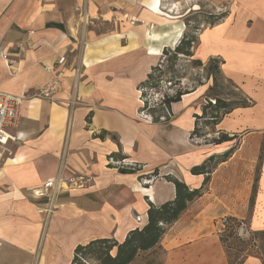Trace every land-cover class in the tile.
<instances>
[{
	"label": "crops",
	"instance_id": "crops-1",
	"mask_svg": "<svg viewBox=\"0 0 264 264\" xmlns=\"http://www.w3.org/2000/svg\"><path fill=\"white\" fill-rule=\"evenodd\" d=\"M226 1L225 18L200 31L193 56L220 60L222 75L250 106L216 125L230 141L205 150L190 135L208 85L173 103L167 120L139 113L138 85L154 54L179 42L172 37L182 16L155 13L154 0H0V91L24 97L12 132L18 140L1 155L0 264H70L78 244L123 241L146 222L149 203L173 199L168 177L200 188L207 176L191 169L232 147L203 194L167 227L163 261L227 264L219 224L232 217L262 240L263 256L242 264H264V0ZM47 85L50 95H37ZM110 157L141 170L123 174ZM154 168L160 177L143 188L139 177ZM51 179L70 187L43 227L47 198L32 191Z\"/></svg>",
	"mask_w": 264,
	"mask_h": 264
},
{
	"label": "trees",
	"instance_id": "trees-1",
	"mask_svg": "<svg viewBox=\"0 0 264 264\" xmlns=\"http://www.w3.org/2000/svg\"><path fill=\"white\" fill-rule=\"evenodd\" d=\"M226 16L221 15L213 23H210V27L216 24H219ZM220 20V21H219ZM197 40V39H196ZM195 44L194 38H185L181 37L180 41L174 46L173 49L164 48L162 54L166 55L171 53L173 57V62L176 61L178 57H191L192 49ZM198 66H202V63L199 60L194 61ZM209 66L204 67V70L209 74H206L207 78H211L213 85L222 86L223 83H218V80H223L225 82L231 83L229 80L225 79L220 71L221 61L218 59H209ZM153 71L160 72L159 65L157 67L151 68L150 73L147 74L146 79L138 85V91H140V101L142 102V107L139 110V113L150 116L152 122H159L162 118L167 120L169 118L170 106L173 103H177L181 100L183 95L188 94L190 91L178 92L173 97L164 99L162 102L163 111L159 114L154 113V111L148 112L143 102V92L144 89L148 86H151L150 80L152 79ZM232 84V83H231ZM234 86V85H233ZM214 86L209 87V93L212 92ZM215 94H207V96H214ZM210 99V98H209ZM211 99L207 105L203 106L199 115H194L195 125L193 131L191 132L190 139L198 140L199 136L197 135L198 130V120L204 119L207 121V124L218 125L225 115L230 113L235 108H243L250 106V102L247 101L244 97L238 99H224L221 96L215 95L214 101L211 103ZM212 104V105H211ZM211 109L212 113L207 115L206 110ZM220 136L213 140L215 144H221L223 142L230 141V137L224 133H219ZM232 148L226 151L222 155L211 156L209 157L202 165L194 167L191 169L192 174H205L203 184L200 188L189 189L183 182L178 181L175 178L168 177L174 186V197L173 199L166 201L160 205H154L149 203L148 210L146 212L147 219L144 224L141 226L129 231L123 241L118 242L113 238H99L91 240L85 244H78L73 250V257L70 264H133L135 259L141 253H152L157 254L158 251H161L164 255V250L160 246V241L163 235L165 234L167 227L176 222L181 214L187 209V206L199 198L205 191V187L208 183V175L211 173L214 166L218 163L225 161L230 154L232 153ZM113 159V157H110ZM114 161H123L124 159H113ZM214 161V165L209 168L207 163ZM140 165L135 164L132 168H118L119 172L125 173H134L140 171ZM158 171H155L153 174L157 176ZM150 175L148 179H150ZM140 179L147 177H139ZM240 225L245 224L242 221H238L232 217H226L222 219V228L233 233V230H237ZM246 227V226H245ZM247 228V227H246ZM248 230V228H247ZM249 232V231H248ZM253 234L252 231H250ZM260 239L258 233L253 234ZM222 234H219V240L223 244ZM241 261L240 264H242ZM144 264H164V261H155L151 260Z\"/></svg>",
	"mask_w": 264,
	"mask_h": 264
},
{
	"label": "rangeland",
	"instance_id": "rangeland-1",
	"mask_svg": "<svg viewBox=\"0 0 264 264\" xmlns=\"http://www.w3.org/2000/svg\"><path fill=\"white\" fill-rule=\"evenodd\" d=\"M163 5L162 9L160 10V1L154 0V11L155 13L165 15L167 18L174 19L177 16L183 17V29L178 28L173 32L172 38H178L179 41L182 36L185 38H194L195 44L193 49L197 43V36L200 31L204 28L210 27V23H213L219 18L221 15H225L226 13V0H162ZM163 11V12H161ZM168 12H171L170 14ZM220 21V20H219ZM107 30V25L101 26L100 31ZM156 34V33H155ZM173 47L169 49H173ZM192 49V52H193ZM154 56H159L155 66L159 65L160 72L153 71L152 79L150 80L151 86H148L144 89V96L143 102H145V106L148 112L154 111V113L159 114L163 111V106L161 105L164 99L173 97L178 92L184 91H192L198 86L201 85H208V87L214 86L212 92L207 94H215L221 96V98L226 99H238L243 97L241 93L233 86V84L229 82H225L223 80H218V83H223L222 86H215L213 85L212 79L209 77L207 78L206 74H208L204 67L209 66L208 60L202 63V66H198L194 61L196 60L195 57H178L176 61L173 62V57L171 53L166 55L159 53V51L154 54ZM220 61V60H218ZM153 68V67H152ZM209 75V74H208ZM189 92V93H190ZM207 94L202 96L200 109L203 106L207 105L209 100L214 101V96H207ZM210 98V99H209ZM212 103V102H211ZM212 105V104H211ZM141 108V107H140ZM207 115L212 113L211 109L206 110ZM198 130L197 135L199 136L197 142H200V145L207 149H212L213 146L217 145L213 143V140L220 136V132H217V126L207 124L208 122L204 119L198 120ZM236 144V143H235ZM8 148V147H7ZM6 154V153H5ZM4 154V155H5ZM3 155V156H4ZM2 156V157H3ZM214 161L207 163V166L211 168L214 165ZM2 167V159L0 158V169ZM141 170V168H139ZM155 168L152 169L150 174L155 172ZM159 175V173L157 174ZM155 175H150V179L143 178L138 179L140 186L143 188L146 187V184L153 180ZM160 176H156L155 178H159ZM161 178H165L164 176ZM166 179V178H165ZM57 180V188H54V192L48 193L50 194L49 197L43 196L41 198H47V206L44 209V219H43V227L48 221V217L53 215V213L57 210L55 207V201L57 197L64 193L70 187L67 180L65 179H55ZM134 219L137 222V217L134 215ZM141 223V222H137ZM245 226L248 228L249 234L248 236L239 237L236 234V230H233V233L226 228H220L221 225L219 224V229L221 230L223 244L221 243L224 252L226 254L227 264H240L241 261H245L247 256L252 255H259L263 256V249H262V240L259 239L257 236L251 234V230L247 224V221L243 222ZM164 259V255L161 251H158L157 254L152 253H141L135 259L133 264H144L151 260L155 261H162ZM94 264V263H93Z\"/></svg>",
	"mask_w": 264,
	"mask_h": 264
},
{
	"label": "built area",
	"instance_id": "built-area-1",
	"mask_svg": "<svg viewBox=\"0 0 264 264\" xmlns=\"http://www.w3.org/2000/svg\"><path fill=\"white\" fill-rule=\"evenodd\" d=\"M1 58L9 65L10 68L14 66V59H11L7 54L2 55ZM57 63H64V58H59ZM52 89L53 86L47 85L41 89L37 95L48 97ZM23 100L24 97L13 96L0 91V158L1 155L6 151L8 143L18 140L17 135L12 134V132L15 131L19 125ZM109 163L115 164L118 168L126 169L131 167L133 168L135 166L134 163H126L125 160L114 161L111 158L109 159ZM56 182L57 180L53 179L47 180L43 186L32 191L33 195L41 198L46 196L48 193L54 192V188H57ZM49 195L50 194H48L46 197H49ZM137 222H140V217H137ZM236 234L239 237H247L249 232L244 225H240L236 230Z\"/></svg>",
	"mask_w": 264,
	"mask_h": 264
}]
</instances>
